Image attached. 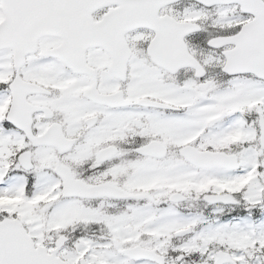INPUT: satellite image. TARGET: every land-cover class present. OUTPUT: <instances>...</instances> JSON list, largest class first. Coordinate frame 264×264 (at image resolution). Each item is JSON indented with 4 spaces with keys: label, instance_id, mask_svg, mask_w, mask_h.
<instances>
[{
    "label": "snow or ice",
    "instance_id": "snow-or-ice-1",
    "mask_svg": "<svg viewBox=\"0 0 264 264\" xmlns=\"http://www.w3.org/2000/svg\"><path fill=\"white\" fill-rule=\"evenodd\" d=\"M0 264H264V0H0Z\"/></svg>",
    "mask_w": 264,
    "mask_h": 264
}]
</instances>
